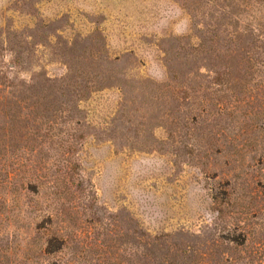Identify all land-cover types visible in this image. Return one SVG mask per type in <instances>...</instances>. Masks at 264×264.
Instances as JSON below:
<instances>
[{
    "label": "rangeland",
    "instance_id": "374dc122",
    "mask_svg": "<svg viewBox=\"0 0 264 264\" xmlns=\"http://www.w3.org/2000/svg\"><path fill=\"white\" fill-rule=\"evenodd\" d=\"M0 70V264H264V0H0Z\"/></svg>",
    "mask_w": 264,
    "mask_h": 264
},
{
    "label": "trees",
    "instance_id": "16d2710c",
    "mask_svg": "<svg viewBox=\"0 0 264 264\" xmlns=\"http://www.w3.org/2000/svg\"><path fill=\"white\" fill-rule=\"evenodd\" d=\"M0 72L2 71L0 70ZM0 85L1 90H3L4 86L11 89L18 86L14 82L11 84L0 83ZM15 92L16 91L11 90L9 92L11 95L7 97L9 98L8 101L3 102L6 103L4 104V106H6L4 112L7 118L4 123H0V162L2 160H15L19 156L18 153L24 140L30 141V139L35 135L31 126L28 123H22V120L20 119L21 114L18 110L19 104L16 99H14L16 96ZM27 148L28 150L33 151L30 146H27ZM12 176L13 175L10 174V171L5 174H1L0 172V191L5 183L9 185L13 184L11 189V193L13 194H10L13 196V200L17 201L18 197L22 195V193L26 194L33 192L39 194V190L43 183L40 176H28L20 185L13 181L14 178ZM49 249L50 246H47V251H49Z\"/></svg>",
    "mask_w": 264,
    "mask_h": 264
}]
</instances>
